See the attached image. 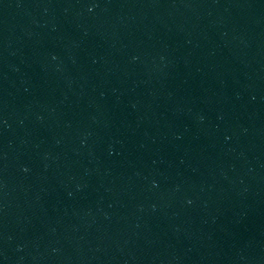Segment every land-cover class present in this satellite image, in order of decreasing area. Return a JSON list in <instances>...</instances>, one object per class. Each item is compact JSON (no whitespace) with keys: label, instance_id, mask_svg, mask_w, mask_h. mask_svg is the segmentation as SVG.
<instances>
[{"label":"water","instance_id":"1","mask_svg":"<svg viewBox=\"0 0 264 264\" xmlns=\"http://www.w3.org/2000/svg\"><path fill=\"white\" fill-rule=\"evenodd\" d=\"M0 264H264V0H0Z\"/></svg>","mask_w":264,"mask_h":264}]
</instances>
